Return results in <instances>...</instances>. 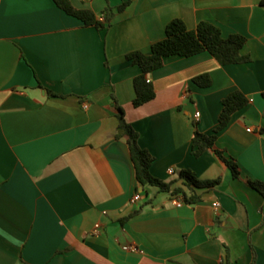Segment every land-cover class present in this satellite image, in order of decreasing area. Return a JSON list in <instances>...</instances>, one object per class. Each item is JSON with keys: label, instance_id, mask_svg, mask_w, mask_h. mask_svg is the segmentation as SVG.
<instances>
[{"label": "crops", "instance_id": "crops-1", "mask_svg": "<svg viewBox=\"0 0 264 264\" xmlns=\"http://www.w3.org/2000/svg\"><path fill=\"white\" fill-rule=\"evenodd\" d=\"M71 1L100 19L112 7L114 18L98 29L54 0H0V264H264V195L251 184L264 182V0ZM174 19L243 35L250 61L168 57L148 74L156 97L135 107L141 69L128 55L149 53ZM203 74L208 87L194 81ZM237 89L249 104L196 157L195 130L211 134ZM118 106L155 177L188 195L182 171L219 182L193 203L142 187ZM216 150L235 159L237 177Z\"/></svg>", "mask_w": 264, "mask_h": 264}, {"label": "trees", "instance_id": "trees-1", "mask_svg": "<svg viewBox=\"0 0 264 264\" xmlns=\"http://www.w3.org/2000/svg\"><path fill=\"white\" fill-rule=\"evenodd\" d=\"M55 3L67 14L82 20L86 26H94L98 29H105L111 24L114 14L112 7H108L104 13L103 19L90 9H78L71 0H54ZM122 9V7H119ZM247 39L240 34H232L228 37L223 36L221 29L213 23L202 21L197 28L190 30L181 19L172 20L167 28L163 39L153 43L151 51L145 53L135 51L128 55V59L139 66L141 73L134 79L135 98L133 104L135 107L144 105L156 97V89L151 81L148 80V74L161 68L165 60L171 56L190 57L203 52H208L221 65L240 64L250 61V58L242 54ZM195 83L201 87H208L212 84L209 74H203L194 79ZM249 97L241 90H234L223 99L222 111L219 117V124L211 134H205L198 129L194 132L192 141L193 155L200 157L205 152L215 146L219 134L228 126L233 115L247 104ZM116 117L118 119L121 135L127 138L131 160L134 165L135 175L138 183L142 187L155 186L161 191L172 192L173 194L183 193L185 200L189 203L200 199L197 194V188H209L215 186L219 179L213 181H200L190 171H182L180 178L184 180L185 186L189 189L188 195L182 188L176 187L177 180L166 182L155 177L151 173V164L154 157L151 153L142 148L139 144V133L126 120L125 111L121 106L117 107ZM264 117V112H263ZM264 135V126L260 129ZM217 155L227 163L237 177L240 173L239 166L235 159H228L222 152L216 150ZM252 186L264 195V182L256 180L251 182Z\"/></svg>", "mask_w": 264, "mask_h": 264}, {"label": "built area", "instance_id": "built-area-1", "mask_svg": "<svg viewBox=\"0 0 264 264\" xmlns=\"http://www.w3.org/2000/svg\"><path fill=\"white\" fill-rule=\"evenodd\" d=\"M195 116H196V118H198V117L200 116V113L197 112ZM249 130H251V129H249ZM174 172H175V169H174L173 167H171V168L169 169V173H170V174H173ZM142 199H143V195H142L141 193H136V194L131 198V203H133V204H137V203H139ZM177 205H178V206H181V205H182V201H178V202H177ZM214 205L217 206L218 203H215ZM123 249H124V250L133 251V252L138 251V248H137L135 245H125V246H123Z\"/></svg>", "mask_w": 264, "mask_h": 264}]
</instances>
